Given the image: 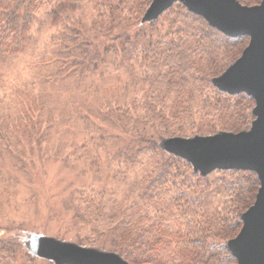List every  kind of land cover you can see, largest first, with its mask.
I'll return each mask as SVG.
<instances>
[{
	"label": "trees",
	"instance_id": "16d2710c",
	"mask_svg": "<svg viewBox=\"0 0 264 264\" xmlns=\"http://www.w3.org/2000/svg\"><path fill=\"white\" fill-rule=\"evenodd\" d=\"M152 1L0 0V76L30 46L37 12L54 3L48 15H60L61 28L51 75L93 93L70 108L84 138L72 141L63 165L83 183L68 182L71 219L58 232L129 264H238L225 244L256 201L258 174L234 168L203 175L161 143L250 128L254 97L214 83L250 37L226 35L181 2L142 22ZM0 262L39 264L5 245Z\"/></svg>",
	"mask_w": 264,
	"mask_h": 264
},
{
	"label": "rangeland",
	"instance_id": "374dc122",
	"mask_svg": "<svg viewBox=\"0 0 264 264\" xmlns=\"http://www.w3.org/2000/svg\"><path fill=\"white\" fill-rule=\"evenodd\" d=\"M53 4L45 3L37 12L30 46L0 76V247L28 252L39 264H58L50 243L79 245L58 232L71 219L64 205L68 182L83 183L63 165L62 157L73 149L72 141L80 143L84 138L82 123L75 121L70 108L93 100V93H83L82 88L69 87L68 80L58 81L51 75L54 64L50 59L60 45L57 34L61 28L60 15H48ZM154 20L142 18V22ZM252 123L246 130H251ZM167 139L161 143L163 149ZM80 154L84 159L82 150ZM105 178L109 182L108 173Z\"/></svg>",
	"mask_w": 264,
	"mask_h": 264
},
{
	"label": "water",
	"instance_id": "95a60500",
	"mask_svg": "<svg viewBox=\"0 0 264 264\" xmlns=\"http://www.w3.org/2000/svg\"><path fill=\"white\" fill-rule=\"evenodd\" d=\"M175 2L202 15L228 36L250 37L242 56L215 78L214 83L230 94L245 92L254 97L256 118L251 130L192 139L173 137L163 146L189 160L203 175L215 169L257 172L261 186L256 201L243 214V226L227 246L238 264H264V0L252 6L238 0H153L143 20L156 19ZM50 247L58 264H129L114 252L95 251L71 243L55 242Z\"/></svg>",
	"mask_w": 264,
	"mask_h": 264
}]
</instances>
